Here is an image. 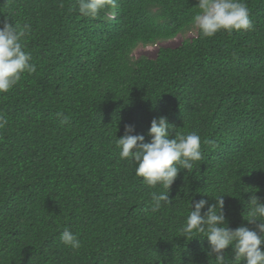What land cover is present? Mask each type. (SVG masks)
Wrapping results in <instances>:
<instances>
[{
    "label": "trees",
    "instance_id": "obj_1",
    "mask_svg": "<svg viewBox=\"0 0 264 264\" xmlns=\"http://www.w3.org/2000/svg\"><path fill=\"white\" fill-rule=\"evenodd\" d=\"M197 2L116 0L92 18L77 0H0V21L30 25L22 43L35 66L0 93V264H215L207 238L181 227L194 201L220 195L228 227L254 228L245 215L253 193L264 201V0H243L252 30L208 38L189 27ZM177 36L154 58L134 55ZM160 116L171 136H200L202 160L153 212L151 193L166 190L146 186L114 141L131 124L147 142ZM65 228L78 250L61 243Z\"/></svg>",
    "mask_w": 264,
    "mask_h": 264
},
{
    "label": "clouds",
    "instance_id": "obj_2",
    "mask_svg": "<svg viewBox=\"0 0 264 264\" xmlns=\"http://www.w3.org/2000/svg\"><path fill=\"white\" fill-rule=\"evenodd\" d=\"M109 6L115 7L116 0H77V10L82 17L98 16ZM199 11L192 17L189 27L197 29L201 37L215 36L220 31H249L254 28L249 10L243 0H198ZM30 25L22 27L9 23L7 19L0 21V93L12 89L25 72L35 71L30 63L31 54L25 51L22 37L29 34ZM61 123H67L63 114ZM6 116L0 115V128L7 125ZM173 126L164 116L153 118L146 142L142 134L132 135L134 126L125 124L124 134L114 141L119 150L121 160L131 159L135 165V175L142 178L149 188L162 187L166 191L152 192V211H159L164 204L171 203L168 191L181 169L191 172L194 162L202 160L200 136L195 132L170 135ZM214 204L206 199L194 201L190 212L181 227L184 237H196L203 234L207 238L208 257H214L215 264H226L225 250L231 246L234 264H264V201L253 193L248 198L245 219L254 228L239 226L232 229L227 226L223 212L222 195L213 196ZM203 211L202 209H205ZM197 234L194 236L193 234ZM62 244L78 250L81 242L77 235L65 228L60 234Z\"/></svg>",
    "mask_w": 264,
    "mask_h": 264
},
{
    "label": "rangeland",
    "instance_id": "obj_3",
    "mask_svg": "<svg viewBox=\"0 0 264 264\" xmlns=\"http://www.w3.org/2000/svg\"><path fill=\"white\" fill-rule=\"evenodd\" d=\"M192 36H194L193 33H189L187 35V37H192ZM181 42H182V37L177 36L172 40L161 42L157 46H147V47L138 46L134 51V55L137 57L143 55V56H147L150 58H154L156 55V52L158 51V48H160L162 46L163 47H176V46L180 45Z\"/></svg>",
    "mask_w": 264,
    "mask_h": 264
}]
</instances>
